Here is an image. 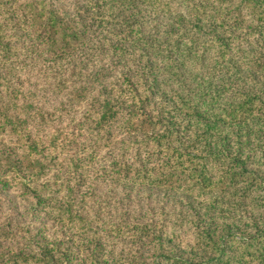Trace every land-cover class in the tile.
I'll return each mask as SVG.
<instances>
[{
	"label": "trees",
	"instance_id": "trees-1",
	"mask_svg": "<svg viewBox=\"0 0 264 264\" xmlns=\"http://www.w3.org/2000/svg\"><path fill=\"white\" fill-rule=\"evenodd\" d=\"M10 2L19 42L69 76L89 68L76 53L109 59L87 73L101 91H72L86 101L70 138L42 133L45 114L31 124L16 87L0 102V264H264V0H0L2 59L17 43L1 31ZM205 58L209 75L247 73L216 112L165 85ZM64 159L67 183L49 177ZM128 183L187 191L194 211L140 220L117 204L114 216L103 188ZM13 190L28 207L16 220L3 212Z\"/></svg>",
	"mask_w": 264,
	"mask_h": 264
},
{
	"label": "rangeland",
	"instance_id": "rangeland-1",
	"mask_svg": "<svg viewBox=\"0 0 264 264\" xmlns=\"http://www.w3.org/2000/svg\"><path fill=\"white\" fill-rule=\"evenodd\" d=\"M66 1L70 4V0H64L63 4L58 2V5L68 6L69 4H66ZM14 3L16 2H10L6 6V9L9 8V10L1 30L12 33L17 43L10 49L9 57L6 59L0 58V102L6 99V93L10 88L16 87L24 96V100L26 99V103L31 105L29 110V114L33 117L31 124H34L41 114H45L47 121L42 123V133H48L47 131L55 127H66L65 131L68 133V138H70L71 131L79 124L77 123L72 127L71 125L79 121L86 101L85 99L78 100L72 91L81 84L87 89V93L91 92V95L101 91L102 82L88 80L89 76L87 73L93 68L107 65L109 55L106 53L102 56L100 52L95 55L90 53L91 49L76 53L82 57L88 55L85 61H87L89 68L86 72H77L75 75L69 76V72L64 69L62 63L51 59L45 47L36 43L32 37L22 34L19 42L18 33L21 31L12 15V9L16 7ZM160 22L163 23L162 20ZM23 33L25 34L26 32ZM97 35L101 36V33L97 32ZM181 65L179 77L165 79V85L176 88L191 103L195 104L197 101L200 105L198 107L203 112L218 111L225 101V97L222 96L223 92H225L224 88L229 86L230 82L236 81L237 77L241 80L247 74L239 68L231 74H217L213 69L209 75L204 71L205 66H209V61L206 58L203 62L196 64L183 60ZM103 80L108 81L109 79L105 78ZM247 83H250L249 79H247ZM167 89L164 86L158 92L167 94ZM72 100L79 101V104L73 102L72 108L68 109ZM20 112L23 114L21 109ZM113 130H117V128L115 127ZM7 141V138L1 140L0 148L7 145ZM104 151V148L97 151L96 154L99 160L100 158L102 160L109 159L111 149L106 154ZM65 153L68 154L69 152L65 151ZM65 156H68V158L70 156L71 158V155ZM73 173H75L73 163L68 159H64L62 165L53 169L49 177L51 174H55L59 182L67 183L69 180L73 181L71 179ZM45 180L46 178L41 179V181ZM103 191L111 198L114 205L112 215L115 214V205L117 204H119L118 211H125L126 208L140 220H147L149 217L163 214L172 215L174 213L190 216L194 211L193 205L190 203L193 201V197L188 196L189 192L182 189L159 188L152 185L139 186L128 183L106 185ZM7 197L6 201L8 203L5 204L3 212H10L12 218L16 220L23 211L26 212L28 207H25L26 203L16 190L10 191ZM26 216L30 217L29 214H26ZM35 220L39 221L40 217Z\"/></svg>",
	"mask_w": 264,
	"mask_h": 264
}]
</instances>
